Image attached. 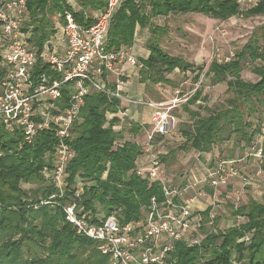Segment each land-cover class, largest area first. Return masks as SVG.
<instances>
[{
  "label": "trees",
  "instance_id": "trees-1",
  "mask_svg": "<svg viewBox=\"0 0 264 264\" xmlns=\"http://www.w3.org/2000/svg\"><path fill=\"white\" fill-rule=\"evenodd\" d=\"M25 2L21 31L28 44L41 52L55 36V16L63 11L65 3L64 0ZM75 2L79 7L76 20L84 26L106 6V0ZM187 13L218 21L235 16H264V0L246 7H241L236 0H122L110 22L107 49L129 47L136 28L147 29L149 54L142 61V81L174 88L175 84L167 77L178 70L183 76L191 72L192 83L202 84L206 80L210 86H226V98L219 104L208 106V97H202L200 86L183 105L189 122L181 124L178 130L185 138L179 149L209 153L215 146L221 149L233 141L240 149L250 150L264 127V43L259 45L258 39L252 37L228 61L213 60L205 71L203 67L195 69L193 64L162 48L160 40L166 34V27L152 22ZM247 61L252 65L256 82L241 78ZM42 69L40 64L35 67L36 72ZM62 92L65 100L68 90ZM199 100L204 105H199L197 110L188 108ZM120 102L96 92L84 98L70 129L68 144L74 156L66 168L67 186L62 196L55 198L54 206L42 204L37 194L27 199L20 184H43L41 171L51 168L55 161V131L40 133L26 144L19 130L10 133L0 124V264H109V258L98 251L96 242L77 234L65 221L62 207L71 202L78 187L81 188L79 204L90 217V223L109 216L122 224L136 222L145 215L152 197L162 201L158 183L149 185L136 174L142 147L124 136L118 115ZM120 124L121 128L117 129ZM129 130L132 134L139 132L132 124ZM175 152L160 155V163L173 159ZM228 153L230 156L231 151ZM42 187L39 195L43 202L57 192L51 183ZM210 212L211 207H207L194 214L199 219L197 233L204 236L201 244L188 247L182 241L175 242L168 255L169 262L232 264L234 255L239 264H264V202L248 197L232 211L243 222L225 230L218 229L220 217L215 215L210 220ZM246 236L248 241L243 240Z\"/></svg>",
  "mask_w": 264,
  "mask_h": 264
},
{
  "label": "built area",
  "instance_id": "built-area-1",
  "mask_svg": "<svg viewBox=\"0 0 264 264\" xmlns=\"http://www.w3.org/2000/svg\"><path fill=\"white\" fill-rule=\"evenodd\" d=\"M121 1L106 0L105 8L96 12L89 25L84 26L76 20L79 7L75 0H64L65 8L55 16V36L39 52L28 44L21 31L25 0H0V124L10 133L19 130L26 144L40 133L55 131V161L51 168L42 170V175L61 195L67 186V164L74 156L68 144L70 129L84 98L96 92L123 101L127 84L124 66L137 71L143 68L129 48L109 50L106 46L110 22ZM258 1L236 0L241 7L254 6ZM37 64L43 68L40 72L35 70ZM65 89L68 94L64 100L62 91ZM195 90L183 93L176 89L167 101L140 102L151 110V127L142 146L136 174L149 185L158 183L162 201L152 197L140 220L124 224L113 216L90 223V217L79 204L80 187L75 190L71 202L62 207L65 221L77 234L96 242L98 251L109 258L110 264H172L168 255L175 242L182 241L193 247L199 246L204 239L197 233L199 224L193 219L192 199H183V191L170 188L161 177L156 148L159 138L172 136L177 126L175 112L188 103ZM118 115L122 123L125 113ZM120 128L121 124L117 126ZM261 132L264 135V127ZM254 147L250 148L252 152ZM252 152L250 155L257 158L260 167L264 165V145L261 144L255 154ZM237 162L218 159L197 184L216 190L238 179L240 187L235 197L238 201L251 178L238 168ZM214 215L211 210L210 220ZM248 238L243 240L248 241ZM231 261L239 264L234 255Z\"/></svg>",
  "mask_w": 264,
  "mask_h": 264
},
{
  "label": "rangeland",
  "instance_id": "rangeland-1",
  "mask_svg": "<svg viewBox=\"0 0 264 264\" xmlns=\"http://www.w3.org/2000/svg\"><path fill=\"white\" fill-rule=\"evenodd\" d=\"M152 22L154 25L166 27V34L161 38L160 45L168 54L183 58L188 63L193 64L195 69L197 67H203V71L207 69V66L213 60L222 62L225 58L232 57L235 52L239 51L252 37L258 39L259 45L264 43V16L250 18L235 16L225 21H218L200 14L187 13L170 15L166 18H158ZM141 32V42L139 43L142 46V44H144L143 41L149 37V33L146 30ZM192 76L193 74L191 72H186L184 76L179 72H174L168 76L173 84H175L174 88L165 85L159 86L153 93L148 92V94L153 100L154 96L158 94L159 98H157L159 100L167 101L173 96L176 87L183 93H190L193 89H199L201 86L203 88L202 96L205 95L208 97V106L219 104L226 98V86L224 84L210 86L206 80H203L202 84L200 81L192 83ZM241 78L248 82H256L257 80L256 75L252 72V65L249 61H247V64H244ZM200 80H202V76ZM197 105L198 104L192 106L191 109L196 108ZM183 120L184 119L178 115L177 128L178 126L180 127ZM178 133L179 132H177L176 135H178ZM231 142L233 141L225 144L221 151H215L216 155H218L215 159L218 160L226 157V159L238 161L236 164L238 168L251 179L250 185L244 188V192L238 201H236L234 197L237 195L236 192L240 187L238 179L230 180L231 184L226 190L227 192L223 191L224 188L218 189L217 207L214 209L213 213L220 217L218 229L222 230L237 225L238 221H242L234 217L232 207H238L244 203L248 197L259 202H264V165L260 167L257 158L250 155L252 152L251 149L242 150ZM261 144L264 145V135L257 138L253 145L255 146L252 152L253 154H255ZM157 146L158 145H156V148ZM229 150L231 151L230 156L228 153ZM180 151L181 150H178L177 152L179 155L177 159L172 160L169 158V161L167 160V162L161 163L164 165L162 167L166 174L171 172L172 165L181 169L183 159L186 156ZM182 156L184 157L182 158ZM189 159V163L195 162L196 154ZM199 159L206 161L205 158L200 157ZM259 168H261L260 174L257 173ZM41 176L43 177L42 171ZM42 179L44 180L42 185L40 183H21L20 188L26 193L27 199H31L32 195L37 194L42 204L47 203L54 206L55 198L61 197L62 195L56 192L53 197L43 202V198L39 195L40 189H43V185H49L50 182L46 177ZM231 185L234 187L232 188ZM227 193L231 196L229 199L226 198L225 194Z\"/></svg>",
  "mask_w": 264,
  "mask_h": 264
},
{
  "label": "crops",
  "instance_id": "crops-1",
  "mask_svg": "<svg viewBox=\"0 0 264 264\" xmlns=\"http://www.w3.org/2000/svg\"><path fill=\"white\" fill-rule=\"evenodd\" d=\"M144 30L147 31V29L136 28L133 44L129 47H123V46L120 47V48H126V49L129 48L130 51L133 53V55L141 63L143 60H145L148 57V54H149L146 48V42L149 37H147V39L144 38L145 40L143 41L144 44H142V46L139 43L141 42V36H140V34L142 33L141 31H144ZM105 42H106V39H105ZM124 71L127 76V84H126L125 94H124L125 99L121 101L119 104V108H120L119 113H125V117L122 121V131L124 133V136H126L125 137L126 139H129V140L132 139L133 141H135L137 144H139L142 147L145 141V138H146V134L148 133L151 127L150 125L151 110L145 104L140 103V102L144 100H150V101H156V102L163 101V100L158 99L159 98L158 94L154 96V100H153V98L148 94V92L153 93L154 90H156V88H158L159 86H164V85H153L149 81H142L140 71L132 69L127 65L124 66ZM174 72H179V71L175 70ZM201 102H202L201 100L197 101L194 105L196 104L198 105L194 109H191V107L194 105H190L188 106V108L191 110H197V107L199 105L200 106L204 105V102L202 103ZM206 104L208 105V102ZM182 107L175 112L177 118L179 115V117L184 119L181 124L189 122L188 115ZM131 124L136 125L139 128L138 130L139 132L137 134H132L131 131L129 130ZM179 128H180L179 126L178 128L176 126V129L172 133L171 137H168L166 139H160L159 141H157V145H158L157 150L159 151V156L169 155L170 151L175 150L176 152L172 160L177 159V156H179L177 152L178 150H181L179 149V146H181L185 142V138L180 136L179 133L178 135H176ZM221 150L222 148L219 149L217 146H215L212 149V151L209 153H200L190 148L181 150L180 152H182L183 155L186 156L183 159V163H182L183 165L181 169H178L177 167L172 165L171 172L169 174L165 173L162 167L164 165L161 164L160 175L165 180V182L168 184V186L170 188H176V189L182 190L183 199L185 198L192 199L193 219L196 224L199 222V219L196 218L194 214L197 212L204 211L207 207H211L212 212H214L215 207L213 208V205L217 204L218 189L224 188L223 191H226L231 184V182L229 181V183L226 186L220 187L216 190H213L212 188L208 186H202V185L197 184L198 180L203 179L207 169L216 163L217 159L215 158L218 155H216L215 151H221ZM195 154H196V159H195L196 161L189 163L190 162L189 158L190 157L192 158ZM184 156H182V158ZM200 157L205 158L206 161L200 160L199 159ZM223 158H226V157H223ZM231 186L232 188L234 187L233 185ZM207 190H211V193H209ZM225 195L227 199L231 197L228 193ZM234 197H236V195ZM232 208L235 209V207H232ZM235 218L242 220L241 222L238 221L237 222L238 224L242 223L244 220L242 217H235Z\"/></svg>",
  "mask_w": 264,
  "mask_h": 264
}]
</instances>
